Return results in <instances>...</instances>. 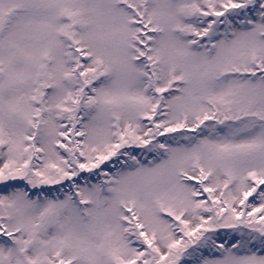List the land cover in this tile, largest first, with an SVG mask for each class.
<instances>
[{
    "label": "snow or ice",
    "instance_id": "snow-or-ice-1",
    "mask_svg": "<svg viewBox=\"0 0 264 264\" xmlns=\"http://www.w3.org/2000/svg\"><path fill=\"white\" fill-rule=\"evenodd\" d=\"M0 264H264V0H0Z\"/></svg>",
    "mask_w": 264,
    "mask_h": 264
}]
</instances>
